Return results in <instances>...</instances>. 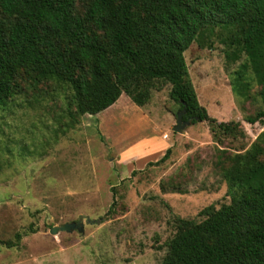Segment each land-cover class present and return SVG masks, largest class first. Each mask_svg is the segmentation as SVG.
Instances as JSON below:
<instances>
[{
    "label": "rangeland",
    "instance_id": "obj_1",
    "mask_svg": "<svg viewBox=\"0 0 264 264\" xmlns=\"http://www.w3.org/2000/svg\"><path fill=\"white\" fill-rule=\"evenodd\" d=\"M226 34L201 32L185 64L198 104L217 122L238 123L243 135L213 138L206 122L174 133L180 110L167 84H155L142 107L122 94L73 122L66 85L16 79L14 94L0 104V264H161L176 220L199 222L205 207L230 202L223 171L258 139L264 118L248 121L262 109L251 70L246 87L232 88L246 55L227 56ZM163 146L168 155L154 164ZM79 217L95 223L49 233Z\"/></svg>",
    "mask_w": 264,
    "mask_h": 264
},
{
    "label": "trees",
    "instance_id": "obj_2",
    "mask_svg": "<svg viewBox=\"0 0 264 264\" xmlns=\"http://www.w3.org/2000/svg\"><path fill=\"white\" fill-rule=\"evenodd\" d=\"M80 1L0 0V104L21 75L32 84L54 81L70 90L67 113L77 122L122 94L142 107L155 84H167L184 120L208 123L213 138L243 135L238 123L217 122L198 104L185 64L199 34L220 28L232 49L227 56L246 55L233 90L246 87L248 70L262 88V109L248 121L264 118V0H84L79 9ZM223 177L230 202L205 207L199 222L176 220L161 264H264V131L233 155Z\"/></svg>",
    "mask_w": 264,
    "mask_h": 264
},
{
    "label": "water",
    "instance_id": "obj_3",
    "mask_svg": "<svg viewBox=\"0 0 264 264\" xmlns=\"http://www.w3.org/2000/svg\"><path fill=\"white\" fill-rule=\"evenodd\" d=\"M186 110L185 107L182 108L180 111H178L175 115V126L173 127L174 133H184V129L192 124L191 119L184 120L183 116L185 115ZM83 218L79 217L77 221L75 222H69L65 223L61 226H53L50 228L49 233L52 235L57 234L58 232H72V231H79L83 232V227L85 224H94L95 221H91L89 219H84V222L82 221Z\"/></svg>",
    "mask_w": 264,
    "mask_h": 264
},
{
    "label": "crops",
    "instance_id": "obj_4",
    "mask_svg": "<svg viewBox=\"0 0 264 264\" xmlns=\"http://www.w3.org/2000/svg\"><path fill=\"white\" fill-rule=\"evenodd\" d=\"M163 139L166 140V138H164V137H163ZM166 141H167V140H166ZM168 147H169V146H163V149H162V151H161L160 154H159V158L163 156L164 151L167 150ZM159 158H158V160H159ZM156 160H157V159H155V162H156Z\"/></svg>",
    "mask_w": 264,
    "mask_h": 264
}]
</instances>
